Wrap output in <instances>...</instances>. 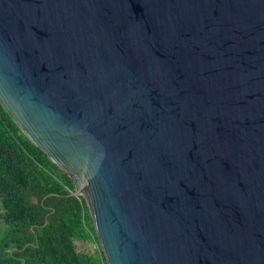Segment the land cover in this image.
Listing matches in <instances>:
<instances>
[{
    "label": "water",
    "instance_id": "obj_1",
    "mask_svg": "<svg viewBox=\"0 0 264 264\" xmlns=\"http://www.w3.org/2000/svg\"><path fill=\"white\" fill-rule=\"evenodd\" d=\"M0 105L107 264H264V0H0Z\"/></svg>",
    "mask_w": 264,
    "mask_h": 264
},
{
    "label": "trees",
    "instance_id": "obj_2",
    "mask_svg": "<svg viewBox=\"0 0 264 264\" xmlns=\"http://www.w3.org/2000/svg\"><path fill=\"white\" fill-rule=\"evenodd\" d=\"M74 191L0 105V264H107Z\"/></svg>",
    "mask_w": 264,
    "mask_h": 264
},
{
    "label": "rangeland",
    "instance_id": "obj_3",
    "mask_svg": "<svg viewBox=\"0 0 264 264\" xmlns=\"http://www.w3.org/2000/svg\"><path fill=\"white\" fill-rule=\"evenodd\" d=\"M91 248V250L95 249L96 248V244L93 243V244H90V247L88 246V249Z\"/></svg>",
    "mask_w": 264,
    "mask_h": 264
}]
</instances>
